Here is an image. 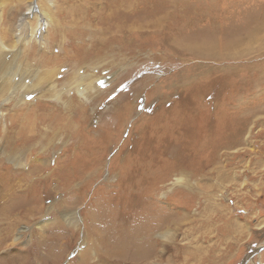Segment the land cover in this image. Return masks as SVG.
Masks as SVG:
<instances>
[{
  "label": "rangeland",
  "instance_id": "1",
  "mask_svg": "<svg viewBox=\"0 0 264 264\" xmlns=\"http://www.w3.org/2000/svg\"><path fill=\"white\" fill-rule=\"evenodd\" d=\"M127 1L128 27L87 61L106 92L81 123L94 162L78 181L59 174L63 147L28 162L45 177L14 181V230L0 207V264H264V0ZM31 2L0 0L1 30L15 36Z\"/></svg>",
  "mask_w": 264,
  "mask_h": 264
},
{
  "label": "bare ground",
  "instance_id": "2",
  "mask_svg": "<svg viewBox=\"0 0 264 264\" xmlns=\"http://www.w3.org/2000/svg\"><path fill=\"white\" fill-rule=\"evenodd\" d=\"M36 2L37 6L31 2L27 12L18 18L15 36L10 30L3 32L0 24V185L3 188L1 193L5 192L6 197L5 200L0 199V207L5 215L4 224L10 221V226H14L9 227L11 230H14L18 220L22 219L21 217L12 219L5 214L7 210L14 213L18 208V204L15 203L18 198L15 199L16 194L14 195L17 189L14 181H20V184L26 181L28 184L32 180H42L45 177L39 171L40 168L38 171H25L28 162L32 167L33 162L36 163L34 159L42 157L40 156L42 154L46 157L47 152H51V147L54 150L63 147L64 154L68 155L60 159L64 165L59 174L67 180L75 181H78L89 164L94 162L91 152L95 150L96 137L91 136L90 131H83L81 123L92 117V112L106 92H102L97 86L98 81L103 79H97L95 75L85 71L91 68L89 61L91 63L95 61L94 53L100 52L98 45L111 49L112 35L121 34L128 27L127 0H36ZM255 32L248 37L254 38L258 31ZM214 44L216 43L211 42L204 46L209 48ZM237 44L238 42L234 45ZM227 47L232 49L231 45H221L217 49ZM56 48H59L58 54ZM195 50L200 54L199 48ZM210 55L222 57L225 52L222 50L221 53H217L211 50ZM72 59L78 62L74 68L69 66L70 72L66 76L63 75L64 83L61 84L59 75L65 67L62 63L68 64ZM67 80L69 81L66 84ZM30 96H35V99L27 102L26 99ZM50 100L54 103L49 104ZM39 101L47 102L46 107L40 109L42 105H37ZM9 105L11 109L7 112L6 108ZM41 110L63 113L45 115L41 114ZM126 110L129 113L127 114L124 108L120 114L121 119L130 115L129 107H126ZM42 125H46V128ZM61 132H68L69 137L66 134L62 136ZM105 132L109 135V130ZM112 135L110 133L107 138L115 140L112 139ZM102 138L106 137L103 135ZM5 160L16 170L6 168L8 165ZM132 171L134 170L130 172ZM180 181L177 179V184H180ZM140 184L141 182L138 185ZM68 210L70 208L63 209L66 214L65 221L70 225L74 223V215H69ZM30 211L32 210L28 207L27 212ZM141 217L137 216L134 221L140 220L146 224L149 216L145 214L143 219H140ZM96 218L95 214L91 215L90 224L96 230H100L102 228L99 225L102 221H98L96 225L98 220ZM157 222H162V219L157 218ZM167 222L160 226L159 231L167 228ZM175 224L174 222L173 226ZM233 227L242 228L239 224H234ZM164 231L161 233L162 238L169 236V233ZM148 238L150 240V234L147 235ZM118 244H120L118 247L122 246V243Z\"/></svg>",
  "mask_w": 264,
  "mask_h": 264
}]
</instances>
